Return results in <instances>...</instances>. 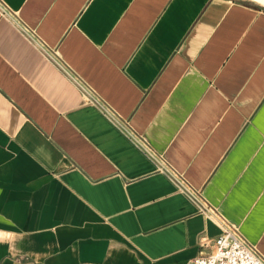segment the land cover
<instances>
[{
    "label": "crops",
    "instance_id": "0c3cea01",
    "mask_svg": "<svg viewBox=\"0 0 264 264\" xmlns=\"http://www.w3.org/2000/svg\"><path fill=\"white\" fill-rule=\"evenodd\" d=\"M221 221L264 258V0H0V264H186Z\"/></svg>",
    "mask_w": 264,
    "mask_h": 264
},
{
    "label": "built area",
    "instance_id": "2783aa9c",
    "mask_svg": "<svg viewBox=\"0 0 264 264\" xmlns=\"http://www.w3.org/2000/svg\"><path fill=\"white\" fill-rule=\"evenodd\" d=\"M220 226L211 252L186 264H264V258L240 236L235 225L221 221Z\"/></svg>",
    "mask_w": 264,
    "mask_h": 264
}]
</instances>
